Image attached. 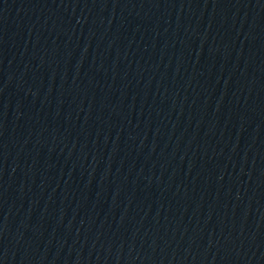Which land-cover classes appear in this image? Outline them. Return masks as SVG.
Listing matches in <instances>:
<instances>
[{
	"label": "water",
	"instance_id": "water-1",
	"mask_svg": "<svg viewBox=\"0 0 264 264\" xmlns=\"http://www.w3.org/2000/svg\"><path fill=\"white\" fill-rule=\"evenodd\" d=\"M0 264H264V0H0Z\"/></svg>",
	"mask_w": 264,
	"mask_h": 264
}]
</instances>
